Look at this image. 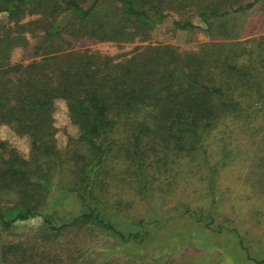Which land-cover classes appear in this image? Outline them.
<instances>
[{
  "label": "trees",
  "instance_id": "obj_1",
  "mask_svg": "<svg viewBox=\"0 0 264 264\" xmlns=\"http://www.w3.org/2000/svg\"><path fill=\"white\" fill-rule=\"evenodd\" d=\"M259 2L264 7V0H0V14L5 15L0 21V126L29 142V157L24 158L0 138V229L39 217L55 237L89 225L122 241L143 242L148 235L143 219L139 230L125 233L99 207L95 190L101 168L118 146L125 147L138 191L146 195L151 164L145 163L147 143L155 157L151 160L159 158V145L172 155L205 156L204 135L220 124V115L232 112L239 119L244 113L215 77L219 71L241 73L238 54L233 48L208 56L179 54L171 45L153 44L116 61L74 49L70 41H142L168 16L187 13L196 14L204 30L212 32V19L244 12ZM30 16L34 18L26 20ZM171 25L179 30L200 27L187 19H171ZM34 31L39 39L34 58L12 63V51L26 49L28 34ZM57 101L64 103L76 129L74 140L88 152L74 158L82 162L74 182L59 188L62 194L72 193L82 208L67 220L43 208L52 184L51 167L45 165L60 152L53 118ZM121 128L131 131L127 141L116 137ZM183 212L196 221L207 219L205 225L211 222L210 216L189 208Z\"/></svg>",
  "mask_w": 264,
  "mask_h": 264
},
{
  "label": "rangeland",
  "instance_id": "obj_2",
  "mask_svg": "<svg viewBox=\"0 0 264 264\" xmlns=\"http://www.w3.org/2000/svg\"><path fill=\"white\" fill-rule=\"evenodd\" d=\"M171 19H187L201 28L179 30L171 25ZM4 20L5 15L0 14V21ZM212 22L213 30L207 32L196 14H172L146 40L70 41L74 49L116 61L129 58L138 47L153 44L201 56L233 48L241 73L219 71L215 77L227 96L240 102L244 113L239 119L233 118L232 112L221 113L220 124L204 135L205 156L199 152L172 155L159 145V158L151 160L155 157L147 143L145 163L151 164L146 195L138 191L126 148L117 147V153L101 168L95 190L97 203L125 233L139 230L138 221L143 219L148 231L143 242L122 241L89 225L65 229L55 237L36 217L0 229V264H255L253 260H264V7L259 2L249 10ZM28 39L26 49L12 51V63L34 58L37 32L29 33ZM53 118L60 152L45 165L51 167L52 184L43 208L67 220L82 208L72 193L62 194L59 188L74 182L82 165L74 158L87 157L88 152L74 140L77 132L62 101L55 103ZM130 132L121 128L116 137L127 141ZM0 138L24 158L29 157L27 139L15 135L8 126H0ZM185 208L210 216L211 222L205 225L207 219L189 218Z\"/></svg>",
  "mask_w": 264,
  "mask_h": 264
}]
</instances>
